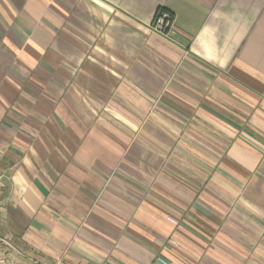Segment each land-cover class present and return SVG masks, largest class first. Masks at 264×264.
Segmentation results:
<instances>
[{"label": "crops", "instance_id": "1", "mask_svg": "<svg viewBox=\"0 0 264 264\" xmlns=\"http://www.w3.org/2000/svg\"><path fill=\"white\" fill-rule=\"evenodd\" d=\"M0 175L33 264H264V0H0Z\"/></svg>", "mask_w": 264, "mask_h": 264}, {"label": "built area", "instance_id": "2", "mask_svg": "<svg viewBox=\"0 0 264 264\" xmlns=\"http://www.w3.org/2000/svg\"><path fill=\"white\" fill-rule=\"evenodd\" d=\"M173 26V17L164 7H160L153 19L152 28L160 33H166ZM4 184L0 175V192ZM1 240V238H0Z\"/></svg>", "mask_w": 264, "mask_h": 264}, {"label": "rangeland", "instance_id": "3", "mask_svg": "<svg viewBox=\"0 0 264 264\" xmlns=\"http://www.w3.org/2000/svg\"><path fill=\"white\" fill-rule=\"evenodd\" d=\"M19 257V260H16V256ZM0 264H33L29 259L25 258L24 256L13 253L8 244H1L0 245Z\"/></svg>", "mask_w": 264, "mask_h": 264}]
</instances>
